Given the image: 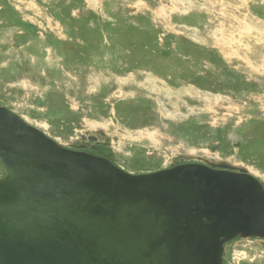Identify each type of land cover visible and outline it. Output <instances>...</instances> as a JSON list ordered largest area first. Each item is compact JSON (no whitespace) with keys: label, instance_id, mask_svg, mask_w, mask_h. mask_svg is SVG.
<instances>
[{"label":"rangeland","instance_id":"1","mask_svg":"<svg viewBox=\"0 0 264 264\" xmlns=\"http://www.w3.org/2000/svg\"><path fill=\"white\" fill-rule=\"evenodd\" d=\"M0 106L130 174L226 161L264 186V0H0ZM222 264H264V238Z\"/></svg>","mask_w":264,"mask_h":264},{"label":"water","instance_id":"2","mask_svg":"<svg viewBox=\"0 0 264 264\" xmlns=\"http://www.w3.org/2000/svg\"><path fill=\"white\" fill-rule=\"evenodd\" d=\"M0 163V264H222L264 238V186L226 161L130 174L0 106Z\"/></svg>","mask_w":264,"mask_h":264},{"label":"bare ground","instance_id":"3","mask_svg":"<svg viewBox=\"0 0 264 264\" xmlns=\"http://www.w3.org/2000/svg\"><path fill=\"white\" fill-rule=\"evenodd\" d=\"M90 3V2H89ZM150 85H151V83H150ZM147 87V86H146ZM153 87H155V86H153ZM96 90V89H95Z\"/></svg>","mask_w":264,"mask_h":264}]
</instances>
